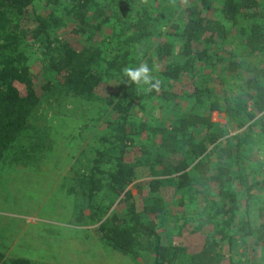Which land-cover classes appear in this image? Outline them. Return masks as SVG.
<instances>
[{"label":"rangeland","instance_id":"374dc122","mask_svg":"<svg viewBox=\"0 0 264 264\" xmlns=\"http://www.w3.org/2000/svg\"><path fill=\"white\" fill-rule=\"evenodd\" d=\"M71 3L72 0H34L22 15L20 25L34 28L37 25L34 19L36 15L52 12L66 22L65 26L59 28L58 34L73 45H79L85 37L73 31L74 23L68 17ZM215 4L212 10L203 11L207 17H218V4ZM184 5V0H97L91 8H107V14L113 13V18L98 29L92 42L103 48L105 59L112 58L124 37L119 35L122 31L119 22L134 17L137 10L144 12L149 30L152 29L151 35L141 42H132L127 50V59H132L129 66L133 68L137 54H142L143 60L149 57L153 73L165 62L156 57L157 47L163 41L172 44L173 58L180 59L176 54L180 43L174 25L182 26L185 21L180 12ZM230 45L219 43L213 47L211 52L216 50L220 52L218 56L221 54L224 57L221 61H215V67L201 66L194 75L185 74L173 84L167 83L165 88L172 93V98L167 101L148 97L146 91L149 88L142 82L136 83L132 90L131 79L126 73L115 76V71L90 98L75 97L58 87L54 74L44 71L43 63L35 55L26 56L25 62L31 66L33 86L40 101L13 148L5 151L0 160V206L2 204L3 209L14 211L17 217L24 216L26 223L41 227L43 232L52 229L61 231L60 236L42 237L39 241L30 242L29 246L43 250L40 246L47 245V252L56 256L55 264H153L155 250L174 243L184 250L178 251L179 258L172 263L162 264H185L186 256L200 251L207 237L211 242H219L218 232L221 230L234 240V244L220 264H264V236H260L264 232V128L256 120L249 124L251 118L241 125L228 118L224 110H214L210 119L214 129L224 132L222 138L233 136L229 142L232 179L226 184L235 202L231 212L225 214L219 210L220 200L213 188L198 189L194 185L176 188L174 179H165L158 188L163 194L161 213L141 217L146 225L154 223L155 234L138 237L130 253L125 254L111 247L98 228L99 223L108 220L114 212L122 216L126 214V206L118 204L120 196L108 186V173L113 170L119 155L114 148V131L109 125L115 113L113 104L119 98L126 99L124 95L127 93V96L133 97L131 118L138 123L141 121L143 127L134 134L139 128H133L129 137L135 143L151 148L159 143V136L162 135L152 129L168 126L192 106L193 98L189 97V92L199 76L209 78L208 84L216 92L223 88L230 89L234 79L226 70L227 56L233 58L240 53L239 48ZM247 60L264 66V59L258 54ZM47 80L53 83L48 89ZM230 101L234 103L232 99ZM222 138H218L219 144L223 142ZM23 150H27V153H20ZM217 150L210 153L208 158L212 165L218 160L220 151L218 153ZM15 155H18L17 158ZM23 164L37 166L40 173H37L36 183L7 184L5 178L10 174L7 169L12 167L14 172L17 166L23 168ZM90 179L100 180L101 186L92 194L90 186L93 181ZM134 183L127 187L133 194L137 192ZM28 197L30 200L26 201L24 198ZM135 199L136 208L140 211L139 200ZM246 223L252 234L243 237L240 228L248 226ZM32 229L29 227L27 231ZM228 238L222 240V250L227 249ZM57 248L61 250L59 254H55ZM3 252H0L1 262L10 264L9 253ZM41 263L54 264L49 261Z\"/></svg>","mask_w":264,"mask_h":264},{"label":"trees","instance_id":"16d2710c","mask_svg":"<svg viewBox=\"0 0 264 264\" xmlns=\"http://www.w3.org/2000/svg\"><path fill=\"white\" fill-rule=\"evenodd\" d=\"M33 1L0 0V160L5 151L13 148L19 133L27 125L40 101L33 86L31 66L25 62L28 54L35 55L43 63L44 71L54 74L58 87L66 94L90 98L104 80L111 76L112 71H115V76L124 75L123 72L130 68L129 62L132 60L127 59L129 45L141 42L152 31L149 30L146 14L137 10L134 17L119 22L122 25L119 35L124 37L115 48L112 58L105 59L103 48L92 42V37L104 23L112 20L113 13L107 14V8H91L97 0H72L68 17L74 23L73 31L85 37L83 43L73 45L58 34L59 28L65 26L66 22L52 12L36 15L34 19L37 25L34 28L20 25L22 15ZM215 3L218 4V17H207L204 13L212 10ZM180 12L185 21L182 26L174 25L180 43L176 54L180 59L173 58L170 42L163 41L158 45L156 57L165 62L151 75L154 77L153 83L159 81V90H147L146 95L165 101L171 99L172 93L165 88L167 83L171 85L185 74L194 75L196 70L200 71L201 66L211 69L215 67V61L224 59L221 54L218 56L220 52H211L219 43L239 48L237 56H227L226 70L228 75L233 76L234 82L230 89L223 88L216 92L208 84L209 78L199 76L189 92V97L193 98L192 106L180 113L168 126L152 129L162 135L159 136V143L151 148L135 143L129 137L133 128H139L134 134L139 133L143 127L141 121L138 123L131 118L133 97L127 96V93L124 95L126 99L119 98L113 104L112 110L115 113L109 125L114 131V148L119 155L113 170L108 173V186L120 196L118 204L126 206V214L122 216L114 212L108 220L100 222L98 228L102 238L111 247L125 254L132 251L138 237L155 234L154 223L146 225L141 217L161 213L163 194H160L158 188L165 179H174L176 188L190 185L198 189L213 188L220 200L219 210L222 213L227 214L235 207L233 193L226 188L232 179V150L229 142L233 136L222 138L224 132L214 129L211 112L224 110L228 118H233L241 125L251 118L249 124L256 120L264 128V66L247 60L257 54L264 59V0H187ZM135 57L136 66L143 61L152 71L149 57L144 60L142 54ZM51 82L47 80V89L52 87ZM130 83L133 90L136 83L132 80ZM231 99L234 103H231ZM219 137L223 141L221 144ZM218 146L220 154L212 165L208 158ZM20 153L26 154L27 150ZM90 180L93 181L90 186L92 194L101 186L100 180ZM133 182L137 190L135 194L127 189ZM212 183L214 186H208ZM135 197L139 200L140 211L136 208ZM240 231L243 237L252 234L249 225L240 228ZM218 234L219 242H211L207 237L200 251L186 256L185 264H220L234 240L225 236L221 230ZM261 235L264 236V232ZM224 238H228L226 250L221 247ZM178 247L174 243L158 247L153 264L172 263L178 259V251L183 249ZM1 259L0 253V264H4ZM28 263L24 259L10 260V264Z\"/></svg>","mask_w":264,"mask_h":264},{"label":"crops","instance_id":"0c3cea01","mask_svg":"<svg viewBox=\"0 0 264 264\" xmlns=\"http://www.w3.org/2000/svg\"><path fill=\"white\" fill-rule=\"evenodd\" d=\"M23 168L17 166L13 171L12 167H9L7 170L10 172L9 176L5 178L7 184L11 186L20 185L23 183H36L38 168L36 165L23 164ZM27 174V177L26 175ZM1 179V177H0ZM38 184V183H37ZM8 189V188H7ZM31 197V196H30ZM26 201L30 200L24 198ZM0 252L3 254V251L9 253L8 259H24L27 260L28 264H42L41 262L49 261L50 263L56 262V256L47 252V245L40 246L41 249L29 246L30 242L39 241V238L42 237H56L60 236V230H51V231H41V227H33L31 223H26L24 216H18L14 214V211L9 209H3L1 204L0 206ZM48 222L47 220H42ZM26 227V228H25ZM33 228L32 230L27 231L28 228ZM25 228V230H24ZM75 231V229H67ZM74 236V235H73ZM48 242V241H47ZM48 244V243H47ZM39 245V244H38ZM68 249V248H67ZM61 250L57 248L55 254H59ZM74 252V250L72 251ZM62 253V252H61ZM60 253V255H61ZM63 254V253H62ZM11 255V256H10ZM62 256V255H61ZM44 264V263H43ZM161 264V263H160Z\"/></svg>","mask_w":264,"mask_h":264},{"label":"clouds","instance_id":"9594fccd","mask_svg":"<svg viewBox=\"0 0 264 264\" xmlns=\"http://www.w3.org/2000/svg\"><path fill=\"white\" fill-rule=\"evenodd\" d=\"M186 3V0H184ZM126 75L135 83H143L150 85L149 91L152 89L159 90V81L153 83L154 77L151 75V69L147 63H141L137 68L125 69Z\"/></svg>","mask_w":264,"mask_h":264}]
</instances>
